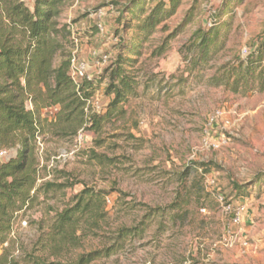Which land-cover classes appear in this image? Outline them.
I'll return each mask as SVG.
<instances>
[{
	"label": "rangeland",
	"instance_id": "1",
	"mask_svg": "<svg viewBox=\"0 0 264 264\" xmlns=\"http://www.w3.org/2000/svg\"><path fill=\"white\" fill-rule=\"evenodd\" d=\"M131 1L69 0L55 18L68 39L54 62L77 46L94 80L91 113L112 99L108 70L118 55L132 60L124 68L133 91L98 132L85 124L76 132L44 126L35 149L37 185L65 186L39 191L15 218V264H75L113 244L118 248L89 264H264V54L260 77L235 91L215 85L225 67L260 51L264 0H180L149 33L144 18L168 0H139V18L123 13ZM216 32L203 53L201 38ZM131 44L137 47L130 54ZM43 113L50 122L55 108ZM83 187L105 194L104 220L56 256L40 250L55 212ZM175 201L180 206L171 208ZM149 207L165 211L146 221ZM121 227L133 231L119 245Z\"/></svg>",
	"mask_w": 264,
	"mask_h": 264
},
{
	"label": "trees",
	"instance_id": "2",
	"mask_svg": "<svg viewBox=\"0 0 264 264\" xmlns=\"http://www.w3.org/2000/svg\"><path fill=\"white\" fill-rule=\"evenodd\" d=\"M68 1L32 0V4L27 5L22 0H0V150H6L7 155L10 150L15 151L14 155L0 160V246L6 245L0 253V264H15L10 235L17 215L31 204L39 191H55L65 186L48 181L37 185L39 174L35 149L44 126L51 123L53 128H70L76 132L85 124L87 129L98 132L114 113L120 111L122 101L133 91V78L124 68L132 60L118 55L114 67L108 70L106 93L113 95L112 99L100 113H91L89 106L86 107V101L93 93L94 80L82 79L78 95L69 75L70 54L63 55L57 64L54 62L55 56L62 52L61 39H68L64 26L57 28L55 18ZM179 2H159L144 18L141 27L148 28L149 33L163 17L174 12ZM131 3L123 13L139 18L144 9L142 1L132 0ZM217 33L213 39L201 38L199 47L203 53L208 52ZM136 47L137 44H131L129 53H133ZM259 49L258 54L251 53L237 65L225 67L215 79V85L224 84L235 91L240 85H247L260 77L263 43ZM49 108H55L50 122L43 113ZM179 206L180 202L175 201L170 207ZM164 211L163 208L149 207L145 220ZM105 215V194L83 187L64 208L55 212L45 236L38 243L39 249L56 256L77 246L82 237L104 220ZM132 231L127 227L119 228V245ZM116 248L117 244H113L103 250L82 254L75 264H89ZM32 260L35 264H45L38 258Z\"/></svg>",
	"mask_w": 264,
	"mask_h": 264
},
{
	"label": "built area",
	"instance_id": "3",
	"mask_svg": "<svg viewBox=\"0 0 264 264\" xmlns=\"http://www.w3.org/2000/svg\"><path fill=\"white\" fill-rule=\"evenodd\" d=\"M24 1V0H22ZM101 14V12H99ZM96 29L99 33H103L104 32V26L100 23H96ZM78 48L77 46L75 47V49L72 51L71 55H70V69H69V75L75 85V90L77 92V94H80L79 88H80V83L82 79H87L90 80V76L87 74V68H88V64L86 62L85 59L80 58L78 55ZM91 55L94 57H98L101 59V62H105V60L107 59L106 55H99L97 54V52L95 50H93L91 52ZM91 98V97H90ZM90 98L86 101V107H88V104L90 102ZM98 107V106H97ZM7 151L6 150H0V157L7 155ZM221 200V198H220ZM227 211L229 210V206H227V208H225ZM243 207H240L237 212L233 215L232 217V222L237 224L241 221V214L243 212ZM23 225H25L26 222H22Z\"/></svg>",
	"mask_w": 264,
	"mask_h": 264
}]
</instances>
